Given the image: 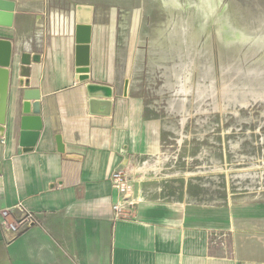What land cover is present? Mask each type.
<instances>
[{
    "label": "crops",
    "instance_id": "1",
    "mask_svg": "<svg viewBox=\"0 0 264 264\" xmlns=\"http://www.w3.org/2000/svg\"><path fill=\"white\" fill-rule=\"evenodd\" d=\"M2 1L14 3V12L11 26L0 25V39L12 45L7 123L0 138V211L22 203L40 224L13 239L0 228V264L253 263L244 258L235 228L218 227L212 240L211 211L204 206L191 211L132 184L134 207L115 219L112 206L119 195L110 174L115 169L131 179L133 173L145 174L132 165L158 150L159 125L144 119L130 81L124 95V82L103 67L98 29L91 34L88 80H79L75 9H50L46 0ZM88 83L112 87L109 116L90 112ZM25 92L33 98L25 100ZM23 103L38 104L42 123L29 148L10 131ZM225 233L231 234L229 243L221 239Z\"/></svg>",
    "mask_w": 264,
    "mask_h": 264
},
{
    "label": "rangeland",
    "instance_id": "2",
    "mask_svg": "<svg viewBox=\"0 0 264 264\" xmlns=\"http://www.w3.org/2000/svg\"><path fill=\"white\" fill-rule=\"evenodd\" d=\"M44 3L91 9L103 67L130 81L144 119L159 125L158 150L132 165L145 174L125 175V211L132 184L191 211L204 206L212 240L218 227L235 228L244 258L264 264V0Z\"/></svg>",
    "mask_w": 264,
    "mask_h": 264
},
{
    "label": "water",
    "instance_id": "3",
    "mask_svg": "<svg viewBox=\"0 0 264 264\" xmlns=\"http://www.w3.org/2000/svg\"><path fill=\"white\" fill-rule=\"evenodd\" d=\"M79 7L77 14H79ZM90 10L91 14V9ZM14 12V3L0 0V25L11 26ZM89 19L87 22L78 20L74 30L75 42V68L77 74H83L79 77L80 81L88 80L90 65V43L92 34V25ZM12 56V45L9 41L0 39V138L4 137V128L6 127V114L8 109L9 97V66ZM129 81H124V95L128 90ZM86 91L89 99V108L92 114L109 116L112 110L113 89L110 86L88 83ZM33 94L24 93V99H32ZM37 99V98H35ZM10 131L13 134L18 132L20 144L25 147H33L34 140L38 138L42 131V123L40 119V110L38 104L32 105V108L27 103L22 105V116L17 118L14 115L13 123ZM56 144L59 152H63V146L60 137H56Z\"/></svg>",
    "mask_w": 264,
    "mask_h": 264
},
{
    "label": "built area",
    "instance_id": "4",
    "mask_svg": "<svg viewBox=\"0 0 264 264\" xmlns=\"http://www.w3.org/2000/svg\"><path fill=\"white\" fill-rule=\"evenodd\" d=\"M125 175L123 171L115 169L109 177L113 189L119 195V202L112 206L115 219L123 217L125 208L132 205L129 202L131 186L127 182ZM39 224L37 216L22 203L0 211V228L10 239L15 238L23 230Z\"/></svg>",
    "mask_w": 264,
    "mask_h": 264
},
{
    "label": "bare ground",
    "instance_id": "5",
    "mask_svg": "<svg viewBox=\"0 0 264 264\" xmlns=\"http://www.w3.org/2000/svg\"><path fill=\"white\" fill-rule=\"evenodd\" d=\"M90 19V10L88 8H81L79 10V20L87 22Z\"/></svg>",
    "mask_w": 264,
    "mask_h": 264
}]
</instances>
